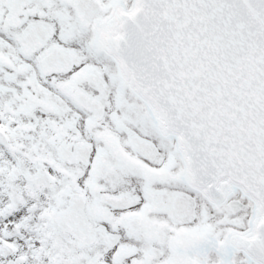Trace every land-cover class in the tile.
<instances>
[{"label":"snow or ice","instance_id":"snow-or-ice-1","mask_svg":"<svg viewBox=\"0 0 264 264\" xmlns=\"http://www.w3.org/2000/svg\"><path fill=\"white\" fill-rule=\"evenodd\" d=\"M0 264H264V0H0Z\"/></svg>","mask_w":264,"mask_h":264}]
</instances>
